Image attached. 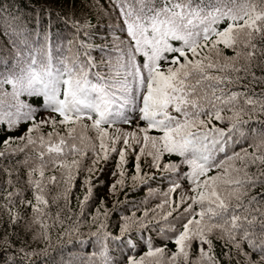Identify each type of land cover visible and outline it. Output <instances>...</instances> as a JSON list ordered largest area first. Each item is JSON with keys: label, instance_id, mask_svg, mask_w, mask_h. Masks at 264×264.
Here are the masks:
<instances>
[{"label": "snow or ice", "instance_id": "snow-or-ice-1", "mask_svg": "<svg viewBox=\"0 0 264 264\" xmlns=\"http://www.w3.org/2000/svg\"><path fill=\"white\" fill-rule=\"evenodd\" d=\"M257 113L264 0H0V264H264Z\"/></svg>", "mask_w": 264, "mask_h": 264}, {"label": "trees", "instance_id": "trees-1", "mask_svg": "<svg viewBox=\"0 0 264 264\" xmlns=\"http://www.w3.org/2000/svg\"><path fill=\"white\" fill-rule=\"evenodd\" d=\"M99 2L103 4V3H106L107 0H99ZM16 3H17V6L20 7L21 11L23 12H28L30 9H33V8L38 9L40 6L54 7L56 8L57 12H59L66 5L71 7L73 0H16ZM77 3H79V0H77ZM90 19L93 25H95L98 22V17H96L95 15H93ZM100 23L106 26L108 21L100 20ZM52 31H53L52 41H53L54 47L63 40L64 36L69 35L67 32L57 35V33L60 32V30L56 28H53ZM104 34L105 33L103 32L99 33V35H104ZM96 43L99 44L100 41L97 40ZM92 54L94 56H98V53L96 52H93ZM245 119H247V117H245ZM256 120L264 121V114L257 113L253 117V122L251 123V127L259 129L260 124L255 123ZM2 137H3V132H2V128H0V139H2ZM244 146L247 147V145H244ZM238 150L239 149H237V151ZM249 151H251V149H249ZM105 179L106 178H101L99 182L101 187L97 189V191H99L101 194H103L105 191V188L103 187L105 183ZM76 194L77 193H74L73 196L70 198L73 211H76V209L78 208V205L75 199ZM78 194L81 196L83 195L82 192ZM146 194H147V190L141 189L139 191L129 194L127 197H125L122 194L120 195L119 199L125 200L127 198L128 200H137V199H142L143 197L146 196ZM112 199H115V197H112ZM60 204L62 207L63 202L61 201ZM109 206H111L110 202H109ZM129 208H131L130 205H129ZM56 211H57V208L53 206L52 213L54 214ZM10 231H18L19 240L27 242V243H31L32 241L31 235L27 234L26 231L23 230L22 226H21V230L11 229ZM52 235L54 237L53 245L48 249L46 256L39 258L41 261H44V264H80V261L82 260L85 262V264H87L88 255L94 251L91 245L79 244L74 239L67 237V236L57 237L56 231H54ZM32 246L36 247L35 244H33ZM40 246L42 247L43 245H40ZM169 246L171 247V245Z\"/></svg>", "mask_w": 264, "mask_h": 264}]
</instances>
